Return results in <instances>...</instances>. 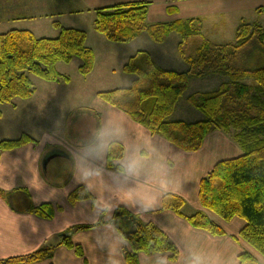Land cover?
I'll list each match as a JSON object with an SVG mask.
<instances>
[{"label": "trees", "instance_id": "1", "mask_svg": "<svg viewBox=\"0 0 264 264\" xmlns=\"http://www.w3.org/2000/svg\"><path fill=\"white\" fill-rule=\"evenodd\" d=\"M149 5L148 1H131L98 8L95 29L110 41L123 43L131 42L144 31L158 42L172 31H178L183 41L201 33V18L148 23ZM261 10L257 9L258 12ZM54 25L60 28L56 37H37L28 29H12L0 34V103L33 97L37 88L31 75L51 82H69V77L59 72V62L70 63L77 57L82 60L79 67L82 75L87 76L94 70L96 54L87 45V33L78 28L63 27L57 22ZM253 40L264 44V25L259 21L243 19L236 28L234 42L222 44L204 40L195 56L186 59L190 66L186 71L166 69L147 51H138L128 59L122 70L132 75L133 80L136 79L135 73L148 77L147 86L139 90L141 95L119 105L112 104L113 93L118 88L100 91L97 95L124 111L150 132L171 138L187 152L200 150L206 137L216 130L235 129V138L243 154L220 160L214 165L200 180L199 200L203 208L225 220L236 216L243 218L247 223L240 231V236L256 250L264 252V65L255 69L234 67L239 50ZM207 72L228 74L233 79L239 73H251L256 85H245L233 80L223 83L217 90L194 93L188 100L202 112L204 118L198 121L170 119L178 101L187 91L191 78ZM34 141L26 134L19 139L1 141L0 159L4 151ZM82 187L80 185L70 193L71 203L78 199ZM0 194L6 193L0 189ZM185 204L183 197L173 194L162 203V209H171L184 216L182 210ZM61 209L62 206L42 203L30 206L28 211L44 218H53ZM114 216L133 246V250L127 251V264H136L137 255L146 252L150 243L156 241L160 228L153 222L137 219L133 212L123 206L116 210ZM185 217L196 228L205 229L213 235L225 234L224 229L203 210ZM90 228V224L74 225L59 243L46 245L26 255L1 258L0 264H38L52 258L56 248L61 245L74 248L77 255L83 257V248L75 244L71 236ZM169 250L172 251L171 248ZM243 254L247 258L251 257L249 252Z\"/></svg>", "mask_w": 264, "mask_h": 264}, {"label": "clouds", "instance_id": "2", "mask_svg": "<svg viewBox=\"0 0 264 264\" xmlns=\"http://www.w3.org/2000/svg\"><path fill=\"white\" fill-rule=\"evenodd\" d=\"M113 93L112 104H123L140 96L148 77L135 73ZM112 104L93 100L79 109L86 120L78 138L70 139L63 119L43 132L39 141L56 143L69 154L67 164L75 184L83 185L75 203L83 222L91 225L89 264H127L131 241L119 227L114 212L125 205L133 215L148 222L162 203L179 192L187 174L186 152L171 138L139 128L128 115ZM32 163L39 153H29ZM5 166V158L0 161ZM32 168L30 187L40 192L45 187ZM0 175V187L12 185ZM62 190L52 188L48 197ZM172 249L170 251L169 249ZM244 250L230 240L212 239L205 233L181 225H161L156 241L137 255L136 264H264V252L244 256Z\"/></svg>", "mask_w": 264, "mask_h": 264}, {"label": "crops", "instance_id": "3", "mask_svg": "<svg viewBox=\"0 0 264 264\" xmlns=\"http://www.w3.org/2000/svg\"><path fill=\"white\" fill-rule=\"evenodd\" d=\"M91 8H102L105 6L131 2V1H148V22L160 23L177 20H187L191 18H201L204 31L211 37H221L234 30L241 20L248 17L257 16L264 18V0H86ZM89 8V9H91ZM262 9L260 12L257 9ZM31 9H36V0H0V25L12 23L11 29H28L35 33L37 19L34 14H30ZM26 18L21 19L20 17ZM27 26H21L25 25ZM31 24L35 27L31 28ZM228 25L229 28H227ZM53 31V30H52ZM54 32V31H53ZM4 33V32H1ZM36 34V33H35ZM55 35V33H54ZM58 35V34H56ZM56 37V36H55ZM101 38V37H100ZM141 38V37H139ZM105 40V39H101ZM135 39L134 41H136ZM132 41L131 43H133ZM107 48L114 49V52L125 51L127 44L108 45L109 41H101ZM151 45V44H150ZM117 47H120L116 50ZM139 48V46H138ZM136 48V51L137 49ZM149 48H146V50ZM133 50L129 54V58L136 52ZM154 56V50H148ZM97 55V54H96ZM128 58V59H129ZM125 63V62H124ZM122 64L121 68L123 67ZM79 66L81 62H78ZM98 62L94 70L86 76H93ZM126 76V77H125ZM123 78L134 79L133 76L125 74ZM55 84H63L55 82ZM52 92L48 94L51 97L61 96L64 88L70 85H50ZM62 89V91L60 90ZM37 91L34 98V117H38L41 125L51 122L50 126L42 127L45 131L53 129V118L57 120V114L54 115L55 109H50V113L45 109L49 106L39 98ZM38 96V97H37ZM44 96V95H43ZM95 101L109 104L102 99ZM114 107V106H113ZM53 108V107H52ZM15 110V109H14ZM122 111V110H121ZM56 113L57 110H56ZM129 119L139 128H145L140 123L133 120L129 115ZM1 120V119H0ZM193 121V120H192ZM5 122V121H4ZM1 128V126H0ZM36 128H25L24 132L30 133L36 140V143H29L22 147L4 151L0 161L5 158V166L0 163V175L3 180L12 185L10 191L5 187H0L7 195L0 194V259L16 255H26L32 253L46 245L57 244L61 241L62 236L66 235V231L77 224H88L83 222V218L79 213L76 203H71L69 195L79 184H75L71 172L67 168L69 161L68 152L56 143H44L41 145L38 135H34ZM2 130V128H1ZM11 130H15L14 127ZM149 131V130H148ZM236 140V138H235ZM39 153V159L32 163V157L29 153ZM186 152V169L187 174L182 189L175 193L183 197L186 201L183 207V214L179 215L174 210L162 209V205L156 210L155 215L148 222H153L160 229L161 225H181L187 229L196 232L205 233L212 239L230 240L232 244L244 250V252H257V250L244 238L240 236V231L245 227L246 221L238 216L231 220H225L215 212L205 209L201 206L199 200L200 180L205 177L214 165L225 159L234 158L243 154V150L238 141H232L225 133L216 130L210 133L204 142L203 147L196 152ZM56 154L44 168L43 162L48 155ZM32 168H35L39 178L44 182L45 187L42 191L37 192L36 189L30 187V181L33 177ZM33 169V171H35ZM61 189L62 191L55 197H48L47 193L50 189ZM42 203H52L55 206H62L53 218H44L28 211L30 206H38ZM130 210L125 205H120ZM203 210L208 216L221 226L225 234L213 235L209 231L196 228L190 224L185 216H190L195 212ZM132 212V210H130ZM116 211L114 212L115 215ZM90 229L82 230L74 233L71 238L75 244L81 245L84 256H78L74 248L61 245L56 248L54 256L48 260L39 262L38 264H89L91 249L88 247Z\"/></svg>", "mask_w": 264, "mask_h": 264}, {"label": "rangeland", "instance_id": "4", "mask_svg": "<svg viewBox=\"0 0 264 264\" xmlns=\"http://www.w3.org/2000/svg\"><path fill=\"white\" fill-rule=\"evenodd\" d=\"M88 5L89 3L86 0H36V9L30 10V14H34L37 19V26L34 29L36 33L34 34L37 37L58 36L60 28H57L54 25L57 22L63 27L84 30L87 33V45L95 51V54H97L96 59L98 66L94 74H92L93 76L89 78H86V76L80 73L78 62L80 61L82 64V60L77 57L70 63L59 62L57 65L59 72L69 77V82L62 80L60 83L63 84H55V82L44 80L36 75H31L37 91L39 92L38 95H44L39 98V102L42 101L49 105L45 109V111L48 110V113H50V109H55L54 115L57 114V117H59L58 120L63 119L70 139L78 138L81 129L86 125V120L79 109L71 107L86 108L93 100L100 98L97 95L98 92L119 88L120 85L128 79L123 78L125 73L121 66L124 62L126 63L128 61L129 54L133 50L136 51L138 46L139 48L136 52L147 51L150 53L148 50L153 49L154 56L157 60H155L152 55L151 56L160 66L176 71H186L190 68L186 59L195 56L197 49L201 46L204 40L210 39L215 43L222 44L234 42L235 40V31L233 30L231 32V28L229 33L226 31L225 35H222L221 37H211L209 33L207 34L204 31V27L201 25V33L190 36L185 41H183L182 35L178 31H172L161 42L155 41L147 31H144L135 38L137 39L136 41H134V39L132 40L134 41L133 43H131L132 41L128 42L131 44L130 46L125 47V51L114 52V49L107 48L101 41H109L108 43L110 44L108 45L127 43L110 41L105 35L97 32L94 22L98 8L94 9L88 7ZM248 19L252 22L259 21L264 25V18L262 17L250 16ZM171 22L173 21H170V23ZM6 25L12 26V23ZM6 25H0V34H2L1 32L5 33L9 31L11 28L4 27ZM21 26H27V24ZM229 26L231 25H228L227 28H229ZM32 27L34 28L35 25L31 24V28ZM119 48L120 47H117L116 50ZM146 48L149 49L146 50ZM263 65L264 44H261L258 40H253L240 49L238 57L234 62V67L237 69H255ZM233 80L245 85H256L254 75L251 73H239L235 79L228 76V74L212 72H207L202 76H193L190 80L187 91L178 101L175 111L170 116V119H182L186 121L202 120L204 115L189 102L188 97L198 92L217 90L223 83L233 82ZM50 85L70 86L64 88L65 94L51 97V95L48 94L53 91ZM60 90L62 91V89ZM33 97L28 99L15 98L10 103H0V126L2 128V130L0 128V142L7 139H19L24 134L34 138L30 133L24 132V129L36 128L34 129L33 134L40 136L44 130L42 127L45 125H51L50 121H47L49 123L41 125V123H38V117L32 115L33 113L37 115L34 111L35 101ZM56 110L58 113H56ZM56 121L57 119L53 118L52 123L54 124ZM12 127H14L15 130H11ZM220 131L221 133H225L226 136L232 139V141H236L235 135L237 131L235 129L231 128L229 131ZM36 142L37 140L35 139V141L31 143Z\"/></svg>", "mask_w": 264, "mask_h": 264}, {"label": "water", "instance_id": "5", "mask_svg": "<svg viewBox=\"0 0 264 264\" xmlns=\"http://www.w3.org/2000/svg\"><path fill=\"white\" fill-rule=\"evenodd\" d=\"M55 155H56V154H51V155H48V156L45 158V160H44V162H43V166H44V168L47 167L49 161H50Z\"/></svg>", "mask_w": 264, "mask_h": 264}]
</instances>
